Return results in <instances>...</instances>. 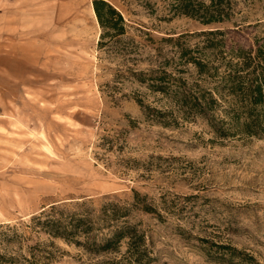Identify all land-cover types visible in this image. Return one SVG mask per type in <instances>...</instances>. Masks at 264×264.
<instances>
[{
  "label": "rangeland",
  "instance_id": "obj_1",
  "mask_svg": "<svg viewBox=\"0 0 264 264\" xmlns=\"http://www.w3.org/2000/svg\"><path fill=\"white\" fill-rule=\"evenodd\" d=\"M93 1L0 0V227L29 238L27 255L41 245L45 264H105L127 244L95 254L26 225L57 205L90 209L99 227L112 202L144 234L146 264H229L216 244L264 264V132L232 128L226 95L216 122L231 134L222 136L135 76L163 67L211 88L188 57L221 73L241 49L264 58V0H229L211 24L178 12L176 0H107L127 32L103 46Z\"/></svg>",
  "mask_w": 264,
  "mask_h": 264
},
{
  "label": "trees",
  "instance_id": "obj_2",
  "mask_svg": "<svg viewBox=\"0 0 264 264\" xmlns=\"http://www.w3.org/2000/svg\"><path fill=\"white\" fill-rule=\"evenodd\" d=\"M207 5L202 1L176 0L178 12L198 19L204 24L220 21L217 14L223 5L230 4L229 0H210ZM93 7L97 19L104 30L100 45L103 46L106 37L115 38L127 32L124 15L118 8L107 0H94ZM220 30L202 32L203 35H215ZM190 54L189 49L181 52L185 59ZM187 64H192L196 73L203 79H211L214 87L204 88L199 82L190 84L184 76H177L163 67L151 69L148 72L135 73L137 81L146 84L150 90L167 95L179 108L189 114L206 118L213 128L222 136L230 135V131H221L216 122L217 108L221 106L226 95L231 96L234 108L229 125L235 130L247 135H260L264 132V58L262 50L241 49L233 59L225 64L226 71L221 73V65H214L208 59L188 57ZM183 73L182 70L178 71ZM227 94H226V93ZM143 105L142 100H138ZM154 110L151 107H146ZM238 114V115H237ZM230 116V115H229ZM223 125L226 121H222ZM217 128V129H216ZM229 130V129H227ZM102 212L103 225L98 227L95 214L88 211L67 213L57 205H52L34 216L26 225L37 232L45 233L52 238L83 246L87 251L100 254L120 250L123 243L127 244V253L122 260H113L105 264H146L150 261L149 249L145 236L139 229L128 221H121L128 209L121 208L116 203H108ZM111 207V208H110ZM110 208V209H109ZM106 229V231H104ZM84 241H81V238ZM24 233L15 226L0 227V264H45L40 246L29 247L28 255L24 252ZM13 243L20 244L17 251H10ZM220 256L229 264L239 260L240 264H260L254 256L240 251L230 245L216 244ZM38 247V248H37ZM13 250V249H12ZM210 256V251L208 252Z\"/></svg>",
  "mask_w": 264,
  "mask_h": 264
}]
</instances>
